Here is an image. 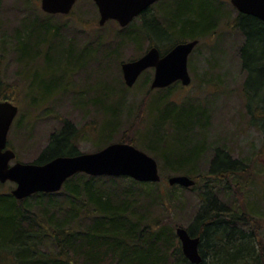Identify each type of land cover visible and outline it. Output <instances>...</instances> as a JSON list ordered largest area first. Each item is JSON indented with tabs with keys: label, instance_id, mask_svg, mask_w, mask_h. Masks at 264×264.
<instances>
[{
	"label": "trees",
	"instance_id": "1",
	"mask_svg": "<svg viewBox=\"0 0 264 264\" xmlns=\"http://www.w3.org/2000/svg\"><path fill=\"white\" fill-rule=\"evenodd\" d=\"M171 2L170 7L162 8L163 12L161 10L152 17H147L150 9L141 14V34L129 33L131 23L127 27L130 28L122 32H127L124 38L133 44L142 43L147 38L166 53L178 43L201 41L217 34L221 18L225 16L218 0ZM49 22L25 23L19 30L14 50L20 56V65L30 55V48L37 58L42 56L43 46L48 45L49 51L55 48L65 63L69 61L66 68H72L69 65L74 59V44L70 41L66 46L62 41L67 38L63 36L62 40ZM234 27L245 40L240 49L243 69L253 76L250 80L261 93L264 91V22L240 13ZM90 45L80 48L81 54L90 49ZM8 46L3 49L9 50ZM93 47L100 50L95 45ZM25 48L28 52L22 54ZM47 57L51 62L52 55L47 54ZM65 65H55L58 74H62ZM75 65L78 66L73 65L75 69L70 71L82 68V62ZM1 66L0 61V101H4L10 98L5 94ZM64 76L56 79V84H31V88L37 89L42 96L53 98L65 86L67 75ZM176 86L178 84L157 90L158 95L153 96L149 112L151 125L147 132L140 134L145 144L140 150L154 157L165 171L184 174L193 180V174L198 173L194 177L208 175L216 181L215 184H220L217 180L225 179L229 183L238 172L247 173L248 166L231 158L221 148L215 156L213 153L208 172L201 174L200 159L205 158L209 147L201 143L197 148L194 135L191 138L186 134L197 128L203 133L201 129L206 126H203L202 117L206 113L194 102L186 101L180 105L170 100L169 94ZM114 90L108 87L104 95H100L101 110L111 112L110 104L105 100L117 92ZM255 110L264 112L259 106L251 112ZM64 123L61 130L51 135L48 146L33 163L45 164L58 157L82 154L75 144L76 129L68 122ZM119 128L120 123L110 132L116 133ZM181 131L185 132L183 136ZM119 143L138 148L135 141L125 136ZM161 184L139 183L128 177L77 174L57 193H38L23 200H17L11 191L0 193V264H192L183 254L174 226L164 224L161 218L163 213L178 207L177 198L173 193H167L177 186L167 187L164 194L160 190ZM226 188L230 189V184ZM200 200L201 207L188 231L192 237H200L202 264H207L208 255L212 260L210 264H264V236L259 232L260 227L257 231L255 222L237 206L232 210L226 206L225 210V204L210 191L206 190ZM246 225L253 226L251 232L242 228ZM50 245L56 248L58 256L57 252L54 255L44 250Z\"/></svg>",
	"mask_w": 264,
	"mask_h": 264
},
{
	"label": "rangeland",
	"instance_id": "2",
	"mask_svg": "<svg viewBox=\"0 0 264 264\" xmlns=\"http://www.w3.org/2000/svg\"><path fill=\"white\" fill-rule=\"evenodd\" d=\"M171 1L160 0L150 8L147 17L161 10L163 12L162 8L172 5ZM218 1L225 15L221 18L219 30L215 36L203 38L189 57L192 77L190 86L183 87L177 83L169 99L180 105L186 101L194 102L206 113L202 117L203 126H206L201 129L203 133L197 128L186 134L191 138L194 135L197 148L201 143L209 147L205 151V158L200 159L203 169L201 174L208 172L213 153L215 156V152L221 148L231 158L248 166L247 173L238 172L229 183H226V179L217 180L220 184H215L216 181L208 175L196 178L194 176L199 174H193L196 182L193 187L177 186V189L167 191L177 198L178 207L163 213L161 218L164 224L174 226L175 234L178 227L188 229L197 217L202 204L201 196L207 190L215 194L220 203L225 204V210L226 206L231 210L237 206L241 213L255 222L257 231L260 227L259 232L264 236V112H251L258 106L264 108V91H256L253 80H250L253 76L243 69L240 49L245 40L234 27L240 12L231 0ZM49 16L52 15L42 10L41 0H0L1 74L6 83L7 98L19 108L8 135V147L17 154L13 163L35 162L48 146L51 135L61 130L64 122L76 129L78 134L75 144L82 153H95L99 148L118 143L124 136L135 141L139 149H143L141 146L145 144L140 134L150 128L151 100L158 95L157 90L151 89L154 70H147L129 88L125 83L122 64L140 58L156 43L147 38L139 44L130 43L124 38L127 32L122 33L127 27L122 28L116 21L100 26L99 10L92 0H80L68 16L54 15L50 19ZM35 21L40 24L48 21L62 40L63 36L69 40L62 41L66 46L72 41L74 59L69 65L72 68H66L69 61L65 63L55 48L49 51L48 45L43 46V54L37 58L30 48V55L20 65V56L14 50L15 38L25 23ZM142 22L143 16L135 19L128 32L140 35ZM87 45L91 47L82 55L80 48ZM93 45L100 50H96ZM4 46H8L9 50H4ZM27 52L28 48H25L22 54ZM47 54L52 55L51 62ZM80 62L82 68L70 71L75 69L73 65L78 66L75 64ZM57 63L66 64L62 74L57 72ZM64 74L67 75L65 86L53 98L42 96L37 89L31 88V84H56V79H61ZM108 87L117 91L105 100L110 104L111 112L99 108L100 95H104ZM118 123L119 130L116 133L110 132ZM180 133L183 136L185 132ZM107 141L111 142L104 144ZM158 164L162 176L160 190L165 194L166 188L171 187L168 178L174 174ZM228 184L230 189L226 188ZM14 187L10 182L0 183V193L9 192ZM233 211L236 212L235 209ZM251 227L242 226L248 232H251ZM44 250L54 255L57 252L58 256V251L52 245ZM211 261L208 255L207 264Z\"/></svg>",
	"mask_w": 264,
	"mask_h": 264
},
{
	"label": "water",
	"instance_id": "3",
	"mask_svg": "<svg viewBox=\"0 0 264 264\" xmlns=\"http://www.w3.org/2000/svg\"><path fill=\"white\" fill-rule=\"evenodd\" d=\"M79 0H41L42 10L50 15H69ZM100 14L99 24L116 21L122 28L147 11L159 0H92ZM241 14L264 22V0H231ZM199 40L176 44L162 55L152 46L139 59L124 62L122 72L126 86L133 87L140 76L154 69L151 89H165L177 82L183 86L192 83L189 57ZM19 108L11 101H0V183L12 182L11 191L17 200L38 193H57L66 181L77 174L93 177H128L139 183H160L162 176L155 158L127 143H113L95 153H82L74 157H58L45 164L15 162L16 153L8 149V135ZM168 184L191 188L196 182L187 175H174ZM176 234L181 242L184 256L192 264H202L200 237H192L188 229L178 227Z\"/></svg>",
	"mask_w": 264,
	"mask_h": 264
},
{
	"label": "flooded vegetation",
	"instance_id": "4",
	"mask_svg": "<svg viewBox=\"0 0 264 264\" xmlns=\"http://www.w3.org/2000/svg\"><path fill=\"white\" fill-rule=\"evenodd\" d=\"M151 8H152V7H151ZM149 9H150V8H149ZM149 9H148V10H149ZM145 12H146V11H145Z\"/></svg>",
	"mask_w": 264,
	"mask_h": 264
}]
</instances>
